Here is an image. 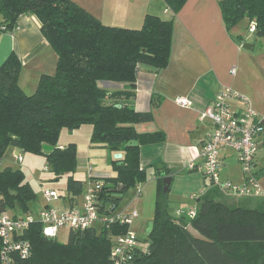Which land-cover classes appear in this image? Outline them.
Here are the masks:
<instances>
[{"label": "trees", "instance_id": "16d2710c", "mask_svg": "<svg viewBox=\"0 0 264 264\" xmlns=\"http://www.w3.org/2000/svg\"><path fill=\"white\" fill-rule=\"evenodd\" d=\"M185 1L164 0L173 15ZM218 3L227 31L243 20L247 29L254 21L252 33L264 37V0ZM24 14L35 16L39 31L55 52V71L42 74L35 91L27 94L19 84L17 55L11 52L0 64V162L8 148L44 156L51 180L66 179L65 199L71 201L84 189V182L72 176L77 167L76 146L59 147L57 141L62 128L90 124V143L107 149L116 172L104 178L100 189L101 211L112 213L120 200L115 191L121 190L123 196L149 176L140 167V146L165 138L161 131H137V124L153 116L151 111L135 110L134 82L138 64L155 70L167 66L173 16L165 19L147 13L139 28H128L104 24L73 0H0V36L13 32ZM100 80L128 85L107 90L98 86ZM44 144L51 149L44 150ZM115 153L122 156L114 158ZM168 173L165 165L152 173L156 177L152 229L146 246L135 248L129 264H264V209L205 197L198 199L193 218L173 216L168 191H163ZM36 197L20 168H0V212L27 213ZM188 224L211 242L194 239L186 230ZM126 230L127 224L118 221L107 228L98 224L70 231L66 242L60 243L45 237L38 223H31L23 234L30 253L12 264H112V236Z\"/></svg>", "mask_w": 264, "mask_h": 264}, {"label": "crops", "instance_id": "0c3cea01", "mask_svg": "<svg viewBox=\"0 0 264 264\" xmlns=\"http://www.w3.org/2000/svg\"><path fill=\"white\" fill-rule=\"evenodd\" d=\"M73 1L104 24L112 26L139 28L147 13L156 14L165 19L173 16L171 54L167 66L155 70L150 66L138 64L135 74L133 106L137 111H151L153 116L151 121L137 124L135 127L139 132L161 131L165 138L162 142L140 146V167L144 168L149 176L145 182L134 186L136 194L133 200L138 196L140 199L137 200L147 197V202L152 200L153 203L156 177L152 173L155 168H161L162 165L169 169L170 182L172 176L185 170L194 174L201 171L202 141L211 130V123L207 119L201 120L199 114L214 99L222 86H228L246 96L253 109L259 115H264V37L257 38L247 29L242 30L238 26L240 22L227 31L219 0H186L174 15L164 0ZM163 14L169 16L165 17ZM241 22L247 25L245 20ZM244 45L247 47H243ZM11 52L15 53L21 61L19 84L27 94L35 91L42 74H53L55 71L56 54L39 31L37 19L31 14L22 15L13 32L3 33L0 36V64ZM232 69L233 73H231ZM97 84L107 90L123 89L128 85L125 82L106 80H100ZM178 96L189 99L191 105L188 107L178 105L175 102ZM233 105L237 103L233 102ZM91 132L90 124H82L73 130L62 128L57 141L59 147L68 143L75 144L77 167L72 176L84 182V189L88 183L87 165L93 168L92 177L101 181L116 175L109 163L107 149L103 145L90 143ZM263 141L264 134L259 145L261 149L264 148ZM14 151L15 148L6 150L7 153L0 162V166L13 167V164H18ZM23 154L28 153L22 152L21 160H23ZM258 154L259 149L256 156L259 168ZM232 157L235 155L230 151L221 153V173L223 175L224 170H227V177L239 182L238 173L233 174L231 170L235 167L234 163H231ZM4 161H6L5 164ZM51 176L47 179L51 180ZM39 178L41 183L42 178ZM26 180L28 181L27 178ZM202 180L205 183L203 173ZM259 182L261 190L264 191L262 171H259ZM30 185L34 190L33 185L31 183ZM57 192L62 206L73 201L79 203L82 196L81 193L71 201H67L66 191ZM40 196L44 202L42 206L46 205L42 193ZM122 199L123 196L118 201L119 208ZM137 208L142 215L141 207L137 206ZM114 209L115 214L129 212L122 208H117V212L116 208ZM175 210L176 213L171 210L173 216L188 220L186 210ZM139 217L137 212V217L134 219Z\"/></svg>", "mask_w": 264, "mask_h": 264}, {"label": "built area", "instance_id": "2783aa9c", "mask_svg": "<svg viewBox=\"0 0 264 264\" xmlns=\"http://www.w3.org/2000/svg\"><path fill=\"white\" fill-rule=\"evenodd\" d=\"M255 30L254 21H250L247 31ZM234 70H231L233 73ZM175 102L183 107L191 105V101L183 96L175 98ZM236 102L237 105H233ZM201 120H209L211 130L202 141L201 171L210 184L221 189L231 190L237 196H258L262 193L256 156L264 134V115H259L251 106L249 99L228 86H222L214 99L200 112ZM234 153L243 175L242 184H234L221 178V153ZM20 163L21 155L15 156ZM193 165L191 166V168ZM46 169V166H44ZM93 168L87 165L88 183L82 192L79 203L72 202L61 208L49 206V202L59 199L56 190L42 189V197L47 203L38 209L13 215L8 211L0 212V261L12 264L15 258H24L30 253V243L23 234L31 223H38L41 233L48 238H56L59 229L69 231L85 230L102 224L106 228L114 222L129 224L137 211L120 212L118 214L101 211L100 189L103 181L92 177ZM195 199V196H191ZM188 218L196 214V207L186 212ZM142 247L136 234L129 230L112 236L110 260L112 264H129L135 248Z\"/></svg>", "mask_w": 264, "mask_h": 264}, {"label": "rangeland", "instance_id": "374dc122", "mask_svg": "<svg viewBox=\"0 0 264 264\" xmlns=\"http://www.w3.org/2000/svg\"><path fill=\"white\" fill-rule=\"evenodd\" d=\"M167 17L169 15H164ZM239 27L242 28V30H246L247 25L243 22H240L238 24ZM7 152H5L6 154ZM5 158V157H4ZM8 159V158H7ZM6 161H4V164ZM231 163H234L235 167H232V173L236 174L238 173V176L240 177V181L236 182L234 179H231L227 177L228 171L224 170L223 175L221 173V178L223 180H230L234 184H242L243 182V175L241 171V167L239 163L236 160V157L231 158ZM258 163L260 164V169L257 166L258 173L259 171H262V175H264V148H259V154H258ZM19 164V165H18ZM18 164H13V167L21 168V170L24 173V176L30 181V183L34 187V191L36 193V199L33 201V209L40 208L44 202L41 199L40 193L42 189L44 188H54L55 190L59 192H65V178L62 177L56 181L54 180H48L47 177L51 175L48 166L46 165L45 157L42 155L37 154H23V160L20 161ZM44 166H46V169H44ZM3 165L0 166L2 168ZM230 171V170H229ZM189 175V176H188ZM39 177H41V183H39ZM227 177V178H226ZM242 177V178H241ZM172 180L169 185L168 190V200H169V209L170 212L174 211L176 213L175 209H182V210H188L190 207H196L198 203V199H203L205 197H212L216 200H220L223 202H226L228 204L234 205V206H244V207H259L261 209H264V191L258 196L250 195V196H237L233 191L221 189L216 184H210L209 180L205 178V183L202 180V172L198 171V174H194L193 172H187L186 170L183 171L180 174H176L171 177ZM226 178V179H225ZM136 194V189L134 187L128 188L124 195L123 199L121 200L120 208L116 207V212L118 209H125L131 212L133 209H136L139 218L134 219L129 224H127V230L134 232L140 241V245L146 246L147 243V233L146 228L147 224L149 222V219L153 215V205L154 201L152 203V200L148 203L147 197H145L143 200H137L140 199L134 197ZM191 195L195 196V199H191ZM50 207L53 208H61L62 201L60 199H54L50 201ZM137 206L141 207L143 210L142 215L139 212V209ZM118 208V209H117ZM10 214H13L12 210H8ZM68 229L61 228L58 231L57 237L55 240L60 243L66 242L68 238Z\"/></svg>", "mask_w": 264, "mask_h": 264}, {"label": "water", "instance_id": "95a60500", "mask_svg": "<svg viewBox=\"0 0 264 264\" xmlns=\"http://www.w3.org/2000/svg\"><path fill=\"white\" fill-rule=\"evenodd\" d=\"M243 47H247L246 45H244ZM119 106V105H117ZM133 144H136V141H133L132 142ZM43 149L44 150H48V149H51L50 146L44 144L43 145ZM22 154V150L21 148L19 147H16L15 148V151H14V155L15 156H18V155H21ZM114 158H120L121 157V154L120 153H115L113 155ZM169 184H170V177L169 176H166L163 178V191L164 192H167L168 191V187H169ZM108 186L110 187H113V184H108ZM119 188L121 189L122 188V185H119ZM116 195L119 196V198L122 197V193H121V190H117L115 191ZM116 205H113L112 207V210H114ZM152 229V221L148 222V225H147V229H146V233L148 234ZM186 230L187 232L196 240H200V241H207V242H211L210 239H208L206 236H204L203 234H201L197 229H195L191 224H188L186 226Z\"/></svg>", "mask_w": 264, "mask_h": 264}]
</instances>
